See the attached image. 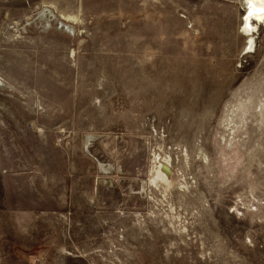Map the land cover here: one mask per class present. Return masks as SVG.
Returning <instances> with one entry per match:
<instances>
[{
    "label": "rangeland",
    "instance_id": "obj_1",
    "mask_svg": "<svg viewBox=\"0 0 264 264\" xmlns=\"http://www.w3.org/2000/svg\"><path fill=\"white\" fill-rule=\"evenodd\" d=\"M246 9L0 0V264H264Z\"/></svg>",
    "mask_w": 264,
    "mask_h": 264
},
{
    "label": "bare ground",
    "instance_id": "obj_2",
    "mask_svg": "<svg viewBox=\"0 0 264 264\" xmlns=\"http://www.w3.org/2000/svg\"><path fill=\"white\" fill-rule=\"evenodd\" d=\"M247 9L246 13L243 16V23L241 25V31L245 34H254L257 24L264 21V0H245ZM252 20H255L256 23H252ZM253 36L249 37L247 49L248 51L252 50ZM252 47V48H251ZM157 177L166 179L169 173V169L166 165L159 166L157 169ZM170 175V174H169ZM169 179V177L167 178ZM166 179V181H167Z\"/></svg>",
    "mask_w": 264,
    "mask_h": 264
}]
</instances>
